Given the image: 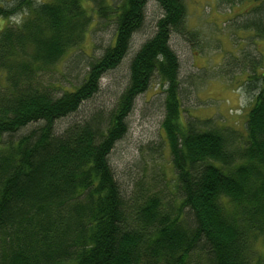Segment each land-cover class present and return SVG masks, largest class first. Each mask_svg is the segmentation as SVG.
Listing matches in <instances>:
<instances>
[{
  "label": "trees",
  "instance_id": "1",
  "mask_svg": "<svg viewBox=\"0 0 264 264\" xmlns=\"http://www.w3.org/2000/svg\"><path fill=\"white\" fill-rule=\"evenodd\" d=\"M149 1L0 0V264H264V73L248 81L246 138L211 120L182 121L170 40L196 36L186 0H155L162 17L117 103L56 130L122 65ZM254 13L242 27L263 37L264 1ZM106 20L110 45L78 85L56 87L47 72ZM155 80L166 94L162 138L174 177L148 179L144 169L128 194L109 157Z\"/></svg>",
  "mask_w": 264,
  "mask_h": 264
},
{
  "label": "rangeland",
  "instance_id": "2",
  "mask_svg": "<svg viewBox=\"0 0 264 264\" xmlns=\"http://www.w3.org/2000/svg\"><path fill=\"white\" fill-rule=\"evenodd\" d=\"M263 1L186 0L187 28L196 36L191 40L188 36L184 38L175 34L170 40L181 64L182 121L211 120L217 127L247 137L245 126L252 106L248 81L254 74L261 76L264 73V36L259 37L255 31L245 30L242 25L256 16L254 9ZM107 2L119 5L123 0ZM161 17V7L157 1L150 0L144 26L133 36L127 58L102 79L100 92L85 102L78 113L57 123V131H63L71 123L83 122L97 111H109L117 103L128 83L133 56L155 34L156 23ZM21 19L23 16L10 21L18 23ZM100 24L82 46L71 51L47 72L53 77L56 87L78 85L87 71L88 61L100 57L110 45L114 23L106 20L103 25ZM252 61H260L263 70L261 67L254 70ZM165 97L163 87L155 80L149 90L137 98L128 118V133L110 154L116 180L128 194L144 169L148 179L161 173L168 179L174 177L170 149L162 138ZM36 127L31 125L29 130ZM257 248L264 252L262 241Z\"/></svg>",
  "mask_w": 264,
  "mask_h": 264
},
{
  "label": "bare ground",
  "instance_id": "3",
  "mask_svg": "<svg viewBox=\"0 0 264 264\" xmlns=\"http://www.w3.org/2000/svg\"><path fill=\"white\" fill-rule=\"evenodd\" d=\"M224 161V160H223Z\"/></svg>",
  "mask_w": 264,
  "mask_h": 264
}]
</instances>
